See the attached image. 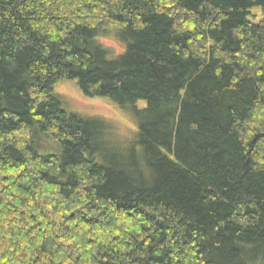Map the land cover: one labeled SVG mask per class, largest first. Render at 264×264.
I'll return each mask as SVG.
<instances>
[{
    "label": "trees",
    "instance_id": "16d2710c",
    "mask_svg": "<svg viewBox=\"0 0 264 264\" xmlns=\"http://www.w3.org/2000/svg\"><path fill=\"white\" fill-rule=\"evenodd\" d=\"M254 8L264 0H0V264H264ZM63 80L133 108L138 151L64 110ZM49 143L60 153L42 155Z\"/></svg>",
    "mask_w": 264,
    "mask_h": 264
},
{
    "label": "rangeland",
    "instance_id": "374dc122",
    "mask_svg": "<svg viewBox=\"0 0 264 264\" xmlns=\"http://www.w3.org/2000/svg\"><path fill=\"white\" fill-rule=\"evenodd\" d=\"M250 12L249 20L251 22L259 23L264 20L262 8H254ZM102 42L114 49L115 54L122 51V48L112 39H104ZM117 55L119 54L115 56ZM54 94L60 99L64 110L68 113L77 114L87 119L103 120L108 125L110 138L117 148L126 152L132 148L138 151L139 146L136 147V142L139 124L133 108H122L106 98L88 97L82 92L77 80L60 81L54 87ZM145 106L146 102L136 104L139 109ZM60 151L58 144L55 143H49L39 149L42 155L60 153Z\"/></svg>",
    "mask_w": 264,
    "mask_h": 264
}]
</instances>
